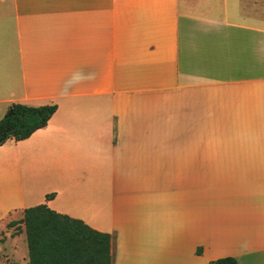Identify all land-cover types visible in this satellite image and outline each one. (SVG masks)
Returning <instances> with one entry per match:
<instances>
[{"label":"crops","instance_id":"0c3cea01","mask_svg":"<svg viewBox=\"0 0 264 264\" xmlns=\"http://www.w3.org/2000/svg\"><path fill=\"white\" fill-rule=\"evenodd\" d=\"M12 105L57 108L0 146V264L42 204L113 264H264V0H0Z\"/></svg>","mask_w":264,"mask_h":264},{"label":"trees","instance_id":"16d2710c","mask_svg":"<svg viewBox=\"0 0 264 264\" xmlns=\"http://www.w3.org/2000/svg\"><path fill=\"white\" fill-rule=\"evenodd\" d=\"M56 108V105H12L0 122V146L9 139L16 142L28 139L46 127ZM50 198L52 195L46 197ZM21 222L25 225L29 264H113L110 235L95 231L80 220L58 214L42 204L25 209ZM210 264L237 262L227 257Z\"/></svg>","mask_w":264,"mask_h":264},{"label":"rangeland","instance_id":"374dc122","mask_svg":"<svg viewBox=\"0 0 264 264\" xmlns=\"http://www.w3.org/2000/svg\"><path fill=\"white\" fill-rule=\"evenodd\" d=\"M183 1H185V0H182V2H183ZM9 140H11V139H9Z\"/></svg>","mask_w":264,"mask_h":264}]
</instances>
